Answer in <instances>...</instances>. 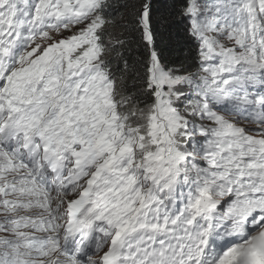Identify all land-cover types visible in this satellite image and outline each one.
<instances>
[{
	"label": "snow or ice",
	"instance_id": "6c2138e0",
	"mask_svg": "<svg viewBox=\"0 0 264 264\" xmlns=\"http://www.w3.org/2000/svg\"><path fill=\"white\" fill-rule=\"evenodd\" d=\"M0 264H264V0H0Z\"/></svg>",
	"mask_w": 264,
	"mask_h": 264
}]
</instances>
